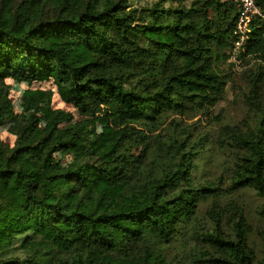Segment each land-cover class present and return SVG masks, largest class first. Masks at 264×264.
Wrapping results in <instances>:
<instances>
[{"label": "trees", "instance_id": "trees-1", "mask_svg": "<svg viewBox=\"0 0 264 264\" xmlns=\"http://www.w3.org/2000/svg\"><path fill=\"white\" fill-rule=\"evenodd\" d=\"M256 3L240 54L259 61L247 96L255 118L223 134L238 154L231 189H255L264 218V0ZM238 11L236 0H0V126L13 109L11 75L52 79L88 117L45 129L36 111L22 113L14 144L0 139V264H264V239L256 251L243 211L232 236L198 225L221 188L196 176L189 134L171 138L170 162L135 151L150 140L145 126L219 102ZM89 118L114 134L92 136ZM78 148L70 161L56 158ZM194 237L214 251L189 262L182 253Z\"/></svg>", "mask_w": 264, "mask_h": 264}, {"label": "rangeland", "instance_id": "rangeland-1", "mask_svg": "<svg viewBox=\"0 0 264 264\" xmlns=\"http://www.w3.org/2000/svg\"><path fill=\"white\" fill-rule=\"evenodd\" d=\"M155 0H129L134 7L151 4ZM259 61L248 57L239 65H230L228 61L219 64L221 75L226 79L222 97L214 106L206 109L194 108L186 113H171L163 124L145 126L150 140L139 148L148 149L161 154L170 162L172 149L171 138L181 133L189 134L191 144H198L200 156L196 159L198 169L196 176L202 181H212L221 188V194L204 202L198 214V225L201 230H213L219 223L225 236L234 234V226L243 211L244 219L250 226V237L256 251L264 239V218L259 210L263 199L255 189L232 190L233 169L237 161L235 151L228 134H223L226 125L245 129L255 118L254 111L247 101L253 72L258 68ZM13 109L4 115L5 123L0 126V139L13 145L16 135L13 131L16 117L22 113L36 111L41 117V126L50 128L56 121L62 120L58 128L70 126L75 122L84 121L88 117L82 115L72 104L62 100L59 94L60 85L52 79L47 81H24L13 75L7 79ZM87 130L92 136L105 133L112 136L114 131L105 120L89 118ZM174 120V122H173ZM82 149H72L56 153L57 159L70 161ZM189 244L182 253L186 261L204 259L214 251L207 242L189 239Z\"/></svg>", "mask_w": 264, "mask_h": 264}, {"label": "built area", "instance_id": "built-area-1", "mask_svg": "<svg viewBox=\"0 0 264 264\" xmlns=\"http://www.w3.org/2000/svg\"><path fill=\"white\" fill-rule=\"evenodd\" d=\"M239 5L234 34L236 39L230 53V61L240 63V54L244 51L246 39L251 32L253 20L261 14L256 0H236Z\"/></svg>", "mask_w": 264, "mask_h": 264}]
</instances>
